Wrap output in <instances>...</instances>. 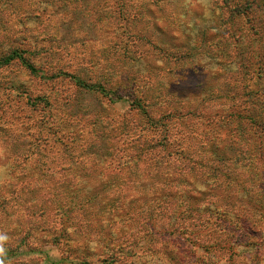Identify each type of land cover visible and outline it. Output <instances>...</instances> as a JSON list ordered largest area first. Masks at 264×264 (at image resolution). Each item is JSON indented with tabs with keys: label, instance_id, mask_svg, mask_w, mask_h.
Listing matches in <instances>:
<instances>
[{
	"label": "rangeland",
	"instance_id": "374dc122",
	"mask_svg": "<svg viewBox=\"0 0 264 264\" xmlns=\"http://www.w3.org/2000/svg\"><path fill=\"white\" fill-rule=\"evenodd\" d=\"M42 6L49 9L39 17H30L24 24L17 21L19 13L0 15V56L26 40L23 45L37 47L43 58L33 59L42 66L38 77L30 75L19 62L0 68V147L4 149L0 167L6 169V175L0 177V187L8 189L4 197L10 207V216L9 230L5 231L15 243L27 235L30 226L39 231L58 228V215L44 213L58 201V189L49 191L48 182H58L61 169L67 173L69 157L91 162L94 153L88 149L90 143L95 144L102 157L107 154L102 149L105 140L114 145L112 136L124 139L120 127L130 117V94L135 98L141 95L134 89L119 93L122 99L114 94L108 98L97 93L80 94L67 77L62 76L64 81L58 80L57 70L80 72L92 81L100 76L120 81L124 69L117 65L122 64L128 48V52L134 54L133 64H138L131 68L133 73L158 76L157 82L162 85L156 90L163 92L162 101L169 97L167 93L180 95L181 100L196 109L197 105L203 106L201 112L207 117L232 109L235 113L246 110L252 116L260 114L261 121L264 120V28L257 29L254 25L264 20V8L248 12L244 0H211L209 10L201 8L196 0H54L53 4L48 2L40 8ZM209 11L210 15L206 14ZM248 16L252 22L248 21ZM159 50L169 55L190 50L193 56L183 66H177L174 59L162 56ZM259 66L263 70L253 69ZM119 70L122 74L116 73ZM226 91L232 101L212 99L226 95ZM163 103L160 107L164 110ZM179 104L175 105L181 107ZM194 122L188 119L185 124L189 126ZM206 124L198 134L206 132ZM231 130L229 126L224 131ZM259 139L262 150L258 159L256 156L258 162L261 158L257 167L258 174L264 176V139ZM227 150L232 151L233 147L227 146ZM232 157L233 161L228 163L229 172L224 171L226 176L230 174V179L223 178L216 191L213 187L201 186V192H197L195 187L187 186L176 197H170L167 209L160 210L164 212L163 225H173L177 217L174 224L185 219L186 224L198 225L201 229L199 235L204 248L198 249L196 256L186 249L192 254L190 260L188 256L182 258L187 264H264V209L254 208L251 202L262 192L264 194V179L255 183L257 169L241 168L236 164L238 154ZM243 176L253 179L250 184H256L247 192L241 187ZM201 178L197 176L196 181L201 182ZM229 198L234 201L228 208ZM148 199L150 196L141 202L143 205L137 211H148ZM176 206L182 207L181 218L174 209ZM213 209L221 210L223 216L220 219L212 217ZM150 212L159 214V211ZM43 213L45 216H41ZM0 215L2 221L4 216ZM137 217L133 223L125 225L128 234L135 230L134 238L142 242L137 249L140 257H136L134 263L181 264L171 253V246L163 245L161 240L165 236L152 234L149 228L141 230ZM198 220L209 224L201 226ZM29 234V245L42 252L22 255L10 264H59L62 258L64 264H73L74 260V264H81L82 259L87 264H106L103 250L93 257L92 251L83 249L74 250L72 255L71 250L64 252L63 248L60 251L52 245L51 236ZM209 235L215 237L210 240ZM229 236L234 239L229 240ZM216 241L220 246L211 248ZM22 250L26 252L27 249ZM77 254L82 259L76 257ZM130 260L132 258L126 257L118 264H130Z\"/></svg>",
	"mask_w": 264,
	"mask_h": 264
},
{
	"label": "trees",
	"instance_id": "16d2710c",
	"mask_svg": "<svg viewBox=\"0 0 264 264\" xmlns=\"http://www.w3.org/2000/svg\"><path fill=\"white\" fill-rule=\"evenodd\" d=\"M4 1L5 3L2 5ZM121 1L119 0V2ZM48 2L53 4L54 0H0V15L9 13V16H13L15 12L19 13L18 15L21 16L19 19L16 16L17 21L19 24H24L30 17H39L45 9H49L48 6L40 8V5L48 4ZM244 4L245 10L251 13L264 8V0H244ZM128 16H130L129 13ZM248 21L252 22L249 16ZM257 22L254 24L255 27L263 30L264 20ZM20 44L21 46L11 47L0 56V68L19 62L23 68L30 72V75L38 77L42 66L36 64L33 59H43L41 50H38L37 47L33 49L29 45H23L26 44V40ZM128 51L129 49L126 48L122 64L117 65L124 69L120 81H116L111 76H100V79L92 81L85 79L84 74H80V72L74 74L57 70L58 76L60 75L58 80L64 81L62 76L67 77L68 82L77 88L81 92L80 94L97 93L105 98L114 94L118 99H122L119 93L134 89L141 95L138 94L139 97L135 98L130 94L132 98L130 117L124 120L123 126L120 127L124 132V139L112 136L115 140L114 145L110 144L108 139L105 140L102 149L107 154L102 157L99 156L95 144L90 143L88 149L94 153L91 162L79 157H69L67 173L61 169L60 172L58 171V182H48L49 191L55 192L58 189V201H54L47 210H44V213L49 216L55 212L58 215V228L51 227L39 231L38 228L30 226L27 229V235L22 237L19 243H15L11 238L7 245L8 258L11 263L22 255L41 253L40 250H34L30 246L31 244L29 245L31 239L29 237L27 239L29 233L30 236L41 233L43 236H51L52 245L59 247L60 251L63 248L64 252L65 249L71 250L72 255H74V250L83 249L87 252L92 251L91 257H93L94 253L103 250L102 252H105L106 256L103 262L106 264H118L126 257L132 258L130 264H136L134 260L136 257H140L137 249L142 242L134 238L135 230L128 234L129 230H126L125 225L133 223L134 218L138 215L136 221L141 222V230L149 228L152 234L164 235L165 238L161 240L163 245L171 246V253L179 258L181 264H187L182 258L188 256L189 259L192 254L196 256L198 249L204 248L201 243L203 238L199 235L201 229H198V225L186 224L185 219H180V224H174L178 221L177 217H175L173 225L171 223L161 224L164 212L160 210L167 209L170 197H176L180 192L185 191L187 186L195 187L197 192H201V186H210L216 191V188L221 186L222 179L230 177V174L226 176L224 171L229 172L228 163L233 161V154H238L236 164L241 165V168L257 169V179L255 176L254 180L252 179L256 181L255 183L259 184L264 179V176H260L261 173L258 174L257 167L261 163V158L259 162L257 159L262 150L259 138L264 139V120L261 121L260 114L252 116L246 110L235 113L229 109L226 113L218 112L217 115L207 117L202 114L203 106L197 105L196 109L192 104H186L184 100H181L180 95H170L169 93H167L169 97L163 100V110L160 107L163 102V92L156 90L160 84L162 85L157 82L158 76L144 77L142 74L136 75V71L133 73L131 68L138 64H133L135 63L134 54ZM184 51L169 55L163 50H159L162 56H167L166 58L170 60L174 59L177 66H183L185 61L193 56L190 50ZM43 65L45 66V63ZM255 68L264 69L261 66L253 69ZM116 73L122 74L121 70ZM257 78L260 79L261 76L259 75ZM220 96L212 99L217 102H220V98L232 101L230 93L227 91L226 95ZM175 104H179L181 107H177ZM188 119L195 121L194 124L187 126L185 121ZM236 121L237 128L234 126ZM204 123H207L206 132L203 135L202 132L198 134L197 132L200 131ZM229 126H232L233 130L227 133L224 130ZM68 133L73 134L70 131ZM30 143L35 146L31 141ZM227 146L233 147V150H227ZM206 172L210 174L206 175ZM197 176L202 177L199 180L201 182L196 181ZM244 177L240 180L241 187L247 192L250 190L249 187H255L256 184H250L252 180ZM7 190V188L0 187V213L4 216L0 221V231L4 232L9 230L7 221H9L10 207L4 197ZM149 196L150 199L146 205L148 211L146 213L137 211L143 205L141 202ZM246 198L248 197L246 196ZM233 199L227 200L228 208L232 206ZM251 202H253L254 208L263 207L264 209L263 192ZM174 209L179 212L181 218L183 216H181L182 207L176 206ZM149 210L159 211V214H153ZM44 213L41 216H45ZM211 215L217 219L223 216L219 209H213ZM168 220L169 218H166V222H169ZM198 223L203 226L208 222L198 220ZM179 225L182 228H179ZM194 229L196 231L193 233ZM236 231L235 229L234 232ZM45 232L46 234H43ZM213 237L215 236L209 235L210 240ZM230 239L234 238L229 236ZM226 243L230 242L227 240ZM219 246L220 242L217 241L211 244V248ZM24 248L27 249L26 252H22ZM186 249H189L188 251L192 254L190 255ZM195 249L197 250L195 251ZM127 250L128 253H126ZM76 257L81 258L80 255ZM64 261L62 258L59 264H64ZM72 263L74 264L75 260ZM81 264H87V262L82 259Z\"/></svg>",
	"mask_w": 264,
	"mask_h": 264
},
{
	"label": "clouds",
	"instance_id": "9594fccd",
	"mask_svg": "<svg viewBox=\"0 0 264 264\" xmlns=\"http://www.w3.org/2000/svg\"><path fill=\"white\" fill-rule=\"evenodd\" d=\"M196 3L205 10H209L211 8V0H196ZM206 14L210 15V11ZM3 152L4 149L0 147V158H3ZM4 175H6V169L0 167V177H3ZM10 239L11 238L7 232L0 231V264H10L7 247Z\"/></svg>",
	"mask_w": 264,
	"mask_h": 264
}]
</instances>
